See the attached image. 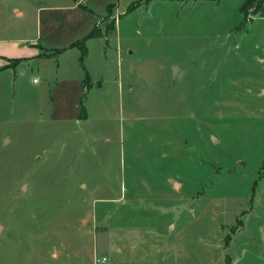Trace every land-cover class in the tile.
<instances>
[{
  "label": "rangeland",
  "instance_id": "obj_1",
  "mask_svg": "<svg viewBox=\"0 0 264 264\" xmlns=\"http://www.w3.org/2000/svg\"><path fill=\"white\" fill-rule=\"evenodd\" d=\"M244 1L0 0V264H264Z\"/></svg>",
  "mask_w": 264,
  "mask_h": 264
},
{
  "label": "trees",
  "instance_id": "obj_2",
  "mask_svg": "<svg viewBox=\"0 0 264 264\" xmlns=\"http://www.w3.org/2000/svg\"><path fill=\"white\" fill-rule=\"evenodd\" d=\"M248 0H245L244 1V3L242 4V7H241V9H244L245 8V6L248 4V2H247ZM133 10V6H129L128 8H127V10H126V13H128V12H131ZM97 26L96 27H94L86 36H84L82 39H78V40H76V41H74V42H72V44H70V46L69 47H77V48H79V50H80V56H79V60L81 61V64H82V61H83V57H84V55L86 54V46H85V41L87 40V39H89V38H94V37H98V36H100V32H97ZM67 48L66 47H64V48H61V49H55V50H51V51H53L52 53H51V55L49 56V57H56V56H58L60 53H62V52H64L65 50H66ZM20 60H21V58H18V59H16V63L18 64L19 62H20ZM14 62V63H15ZM17 64H15V66L17 65ZM88 76L86 75V77H85V79L87 78ZM89 78V77H88ZM87 88H88V86H86ZM230 241V240H229ZM228 240H227V242H225V243H228L229 242Z\"/></svg>",
  "mask_w": 264,
  "mask_h": 264
},
{
  "label": "crops",
  "instance_id": "obj_3",
  "mask_svg": "<svg viewBox=\"0 0 264 264\" xmlns=\"http://www.w3.org/2000/svg\"><path fill=\"white\" fill-rule=\"evenodd\" d=\"M68 48L70 49V48H72V47H67V49H68ZM67 49H66V50H67ZM60 54H61V53H60ZM36 55H37V54L32 55V56H30V57H36ZM9 58H11V57H9ZM24 58H25V59H28L29 57H24ZM7 59H8V58H7ZM7 59L5 58V61L0 62V71L3 70V69H5V65L7 64V62H6ZM25 59H24V60H25ZM17 65H18V64H17ZM17 65H16V66H17ZM16 66H15V67H16ZM7 68H8V67H7ZM11 68H14V67H11ZM84 80H85V78L82 80L83 83H84ZM89 83H90V82H89ZM83 85H84V84H83ZM85 87H86V85H85ZM90 87H91V86H88V88H87V87H86V88L89 89ZM172 178H173V177H172ZM171 181H172V180H171V178H170V179H169V183H170ZM173 182H174V181H173ZM175 183H177V182H175ZM172 184H173V183H172ZM177 184H178V183H177ZM178 186H179V184H178ZM173 187H174V186H173ZM174 188H175V187H174Z\"/></svg>",
  "mask_w": 264,
  "mask_h": 264
},
{
  "label": "built area",
  "instance_id": "obj_4",
  "mask_svg": "<svg viewBox=\"0 0 264 264\" xmlns=\"http://www.w3.org/2000/svg\"><path fill=\"white\" fill-rule=\"evenodd\" d=\"M107 261V258L104 256L95 258V264H108Z\"/></svg>",
  "mask_w": 264,
  "mask_h": 264
},
{
  "label": "water",
  "instance_id": "obj_5",
  "mask_svg": "<svg viewBox=\"0 0 264 264\" xmlns=\"http://www.w3.org/2000/svg\"><path fill=\"white\" fill-rule=\"evenodd\" d=\"M172 182V181H171ZM173 183V186L174 187H177L178 186V184L177 183H175V182H172Z\"/></svg>",
  "mask_w": 264,
  "mask_h": 264
}]
</instances>
